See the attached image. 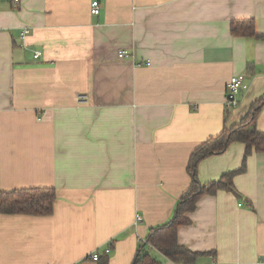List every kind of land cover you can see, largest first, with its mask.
<instances>
[{
    "label": "crops",
    "instance_id": "0c3cea01",
    "mask_svg": "<svg viewBox=\"0 0 264 264\" xmlns=\"http://www.w3.org/2000/svg\"><path fill=\"white\" fill-rule=\"evenodd\" d=\"M92 1L0 0V190L57 191L50 215L0 213V264H132L189 188L193 150L264 95V39L231 32L252 18L264 33V0H100L99 15ZM235 74L247 88L227 108ZM244 153L233 142L206 157L200 180ZM234 184L179 227L180 243L205 252L194 264H264V152Z\"/></svg>",
    "mask_w": 264,
    "mask_h": 264
},
{
    "label": "trees",
    "instance_id": "16d2710c",
    "mask_svg": "<svg viewBox=\"0 0 264 264\" xmlns=\"http://www.w3.org/2000/svg\"><path fill=\"white\" fill-rule=\"evenodd\" d=\"M231 32L235 36L264 39V33H258L254 19H238L231 23ZM264 107V95L255 100L248 112L236 123L225 126L216 136L198 145L192 152L188 164L191 184L178 200L172 218L149 229L145 239H141L135 260L132 264H161L162 256L179 264H194L205 252L191 250L180 243L178 230L181 225L191 222L190 213L197 209L199 200L205 195H215L221 190L238 194L234 184L237 174L246 169L249 155L264 152V131L257 125L258 116ZM233 142L245 145L242 166L224 173L220 178L202 182L198 175L200 162L208 156L225 152ZM57 191L54 187H29L12 190H0V213L50 215L54 211Z\"/></svg>",
    "mask_w": 264,
    "mask_h": 264
},
{
    "label": "built area",
    "instance_id": "2783aa9c",
    "mask_svg": "<svg viewBox=\"0 0 264 264\" xmlns=\"http://www.w3.org/2000/svg\"><path fill=\"white\" fill-rule=\"evenodd\" d=\"M19 1V0H15ZM102 3L100 0H93L91 3V13L94 15H99L101 13ZM29 32L28 28H25L22 32V36H25ZM42 54L41 51L35 52V57H39ZM132 56L131 52L128 49H121L118 52L119 58H127ZM247 88V84L245 82V75L244 74H235L232 75L228 82V92H227V100L226 105L227 108H232L238 105V95L240 92ZM76 100L79 104H86L89 101V96L87 93H79L76 96ZM142 220L141 216L136 217V222ZM111 251V247H107L105 252L108 254ZM91 258L93 260H98L100 258V253L98 251L91 254ZM211 264H219L216 259L213 260Z\"/></svg>",
    "mask_w": 264,
    "mask_h": 264
}]
</instances>
